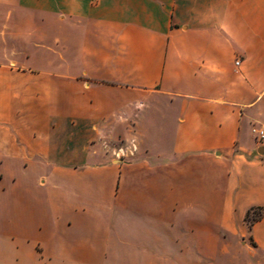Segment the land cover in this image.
<instances>
[{"label": "crops", "instance_id": "crops-1", "mask_svg": "<svg viewBox=\"0 0 264 264\" xmlns=\"http://www.w3.org/2000/svg\"><path fill=\"white\" fill-rule=\"evenodd\" d=\"M254 128L264 0H0V264H193L241 204L264 251Z\"/></svg>", "mask_w": 264, "mask_h": 264}, {"label": "rangeland", "instance_id": "rangeland-1", "mask_svg": "<svg viewBox=\"0 0 264 264\" xmlns=\"http://www.w3.org/2000/svg\"><path fill=\"white\" fill-rule=\"evenodd\" d=\"M244 204L235 208L230 218L235 232L225 231L219 224L214 228L210 242H203L201 256L193 264H264V251L258 247L257 241L251 231L246 230L242 222V209ZM253 208L250 220L257 217L259 209ZM246 224L247 221H245ZM16 229V228H15ZM17 230V229H16ZM263 225L257 229L256 236H264ZM242 233L246 235L242 237ZM169 264H181L183 262L175 252L168 257Z\"/></svg>", "mask_w": 264, "mask_h": 264}, {"label": "trees", "instance_id": "trees-1", "mask_svg": "<svg viewBox=\"0 0 264 264\" xmlns=\"http://www.w3.org/2000/svg\"><path fill=\"white\" fill-rule=\"evenodd\" d=\"M256 208L259 209L260 213L257 217L253 218L252 220H250L249 217L251 216V212H253V208H249L245 213L244 219L245 221H247V226L249 229H251L252 226L264 216V206H258Z\"/></svg>", "mask_w": 264, "mask_h": 264}, {"label": "built area", "instance_id": "built-area-1", "mask_svg": "<svg viewBox=\"0 0 264 264\" xmlns=\"http://www.w3.org/2000/svg\"><path fill=\"white\" fill-rule=\"evenodd\" d=\"M236 65L239 64V62H236L235 63ZM254 136H255V139L257 140L258 143H262L264 142V130L261 129V128H254L252 130Z\"/></svg>", "mask_w": 264, "mask_h": 264}, {"label": "water", "instance_id": "water-1", "mask_svg": "<svg viewBox=\"0 0 264 264\" xmlns=\"http://www.w3.org/2000/svg\"><path fill=\"white\" fill-rule=\"evenodd\" d=\"M257 152H258L259 154H263V153H264V148H260L259 150H257Z\"/></svg>", "mask_w": 264, "mask_h": 264}]
</instances>
